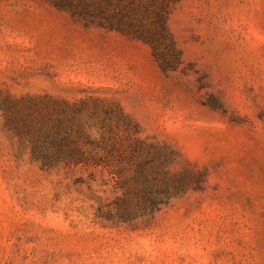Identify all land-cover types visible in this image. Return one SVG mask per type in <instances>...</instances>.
<instances>
[{"label": "rangeland", "instance_id": "obj_1", "mask_svg": "<svg viewBox=\"0 0 264 264\" xmlns=\"http://www.w3.org/2000/svg\"><path fill=\"white\" fill-rule=\"evenodd\" d=\"M109 1L0 0V264H264V0H137L134 23L156 34L168 69L146 39L61 6ZM148 3L169 4L177 52ZM6 104L20 125L26 113L35 128L74 118L92 137L90 120H121L124 135L127 116L173 153L172 173L202 171L201 189L133 223L109 220L119 177L43 165Z\"/></svg>", "mask_w": 264, "mask_h": 264}, {"label": "trees", "instance_id": "obj_2", "mask_svg": "<svg viewBox=\"0 0 264 264\" xmlns=\"http://www.w3.org/2000/svg\"><path fill=\"white\" fill-rule=\"evenodd\" d=\"M120 1L122 0H118L119 5ZM136 1H128L133 6L131 9L122 6L128 14L115 12L118 8L115 7V0H110L103 6L99 4L97 7L89 6L87 3L81 8L58 4L87 21L146 39L157 52L161 65L165 69L174 67V62L162 57L156 34L135 25L131 12L140 8V4ZM145 7L146 11L155 9L152 22L158 23L161 37L169 41L172 50L177 52L167 29L169 4L162 3L160 6H155L148 3ZM31 106L33 105H26V109L30 110L27 111L29 117L32 113ZM22 107L19 106L20 109H23ZM3 109L7 121L17 133L27 132L31 136L33 155L43 165L51 166L57 163L104 165L111 174L119 177L118 186L123 190V196L118 198L115 206L107 212L109 220L117 223H133L145 213L152 214L160 210L163 205L169 203L171 197L183 194L189 189H201L205 178L202 171L192 172L191 175L172 173L170 164L173 153L141 139L138 136L137 125L127 116H122L123 124L126 126L124 135L119 132L121 120L115 122L109 116L90 120L87 127L99 128V136L92 137L84 131L85 127L75 125L74 118L66 120L60 117L53 129H45L42 126L35 128L26 124L27 113L24 114L25 120L22 121V125L18 123L12 104H6Z\"/></svg>", "mask_w": 264, "mask_h": 264}]
</instances>
